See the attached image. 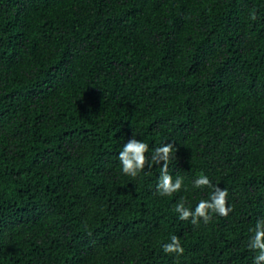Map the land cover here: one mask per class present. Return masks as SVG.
I'll use <instances>...</instances> for the list:
<instances>
[{
	"label": "trees",
	"instance_id": "trees-1",
	"mask_svg": "<svg viewBox=\"0 0 264 264\" xmlns=\"http://www.w3.org/2000/svg\"><path fill=\"white\" fill-rule=\"evenodd\" d=\"M216 184L227 215L179 218ZM258 217L264 0H0V264H252Z\"/></svg>",
	"mask_w": 264,
	"mask_h": 264
},
{
	"label": "clouds",
	"instance_id": "clouds-1",
	"mask_svg": "<svg viewBox=\"0 0 264 264\" xmlns=\"http://www.w3.org/2000/svg\"><path fill=\"white\" fill-rule=\"evenodd\" d=\"M148 144L135 138L134 136L124 142L117 153L120 170L130 176H136L138 171L144 167L145 151ZM172 149L171 143L156 146L151 155V160L160 165V177L156 184L159 194H169L181 188L182 178L177 176L175 179L167 171V160L169 152ZM160 161H164L160 164ZM194 186L211 185V181L206 174L198 175L193 180ZM213 190L209 193L207 199H199L193 207L185 206L184 198L181 197L175 204V210L180 219L191 217L192 223H196L198 218L208 221L212 212L220 215H227L231 210V205L225 203L227 188H221L217 184L212 185ZM250 233L246 247L254 250L252 255V264H261L264 261V217H258L254 227L250 228ZM164 252H174L177 255L184 251L178 237L173 234L169 241L161 244Z\"/></svg>",
	"mask_w": 264,
	"mask_h": 264
}]
</instances>
